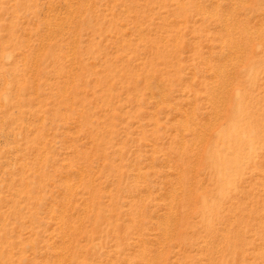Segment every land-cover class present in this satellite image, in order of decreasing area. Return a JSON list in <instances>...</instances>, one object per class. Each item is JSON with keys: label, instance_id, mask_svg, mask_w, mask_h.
I'll use <instances>...</instances> for the list:
<instances>
[{"label": "rangeland", "instance_id": "374dc122", "mask_svg": "<svg viewBox=\"0 0 264 264\" xmlns=\"http://www.w3.org/2000/svg\"><path fill=\"white\" fill-rule=\"evenodd\" d=\"M0 264H264V0H0Z\"/></svg>", "mask_w": 264, "mask_h": 264}, {"label": "bare ground", "instance_id": "6f19581e", "mask_svg": "<svg viewBox=\"0 0 264 264\" xmlns=\"http://www.w3.org/2000/svg\"><path fill=\"white\" fill-rule=\"evenodd\" d=\"M233 123H234V121H233ZM233 123H230V125L228 126V127H226L224 130H227L225 133H226V139L223 137L222 138V136H221V138L223 139V140H227L228 141V138H229V141H231V140H235L236 142H237V140H238V142L240 143V140L241 139H243V137L241 136V134L238 132V130L236 131L235 129V125L233 124ZM221 134H222V132H221ZM222 135H224V134H222ZM231 138V139H230ZM222 140V141H223ZM227 141H225L224 143H227ZM242 141V140H241ZM237 142V144H239ZM243 143V142H242ZM242 143H240V145L242 144ZM227 144H229V142L227 143ZM229 147H230V145H229ZM211 149H209V153L211 154V151H210ZM216 150V149H215ZM214 149H213V151H215ZM216 152V151H215ZM219 152V150L217 151V153ZM220 153V152H219ZM218 155V157L219 158H221V162H222V164L224 165V163L226 164V166H224L225 167V169H227L228 170V168L230 169V171H232L231 170V167L233 168H236L237 167V164H240V159L238 160V158L236 159L235 157H226L225 155H222V157H220L219 156V154H217ZM221 155V154H220ZM211 157H212V155H211ZM216 158V157H215ZM218 161V160H217ZM220 162V161H219ZM224 162V163H223ZM222 167V166H221ZM226 170V171H227ZM228 172V171H227ZM233 173L235 172L234 170L232 171ZM226 174H230L229 172L228 173H226ZM225 174V175H226ZM232 174V173H231ZM235 174V173H234ZM234 174H232V176L234 175ZM230 176V175H229ZM231 177V176H230Z\"/></svg>", "mask_w": 264, "mask_h": 264}]
</instances>
